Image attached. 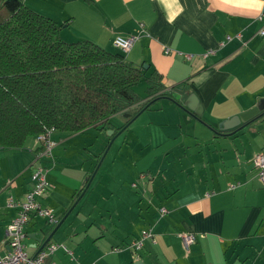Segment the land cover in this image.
Wrapping results in <instances>:
<instances>
[{"label":"crops","instance_id":"obj_1","mask_svg":"<svg viewBox=\"0 0 264 264\" xmlns=\"http://www.w3.org/2000/svg\"><path fill=\"white\" fill-rule=\"evenodd\" d=\"M23 1L63 24V40L122 52L147 75L157 73L166 90H186L202 114L174 94L175 101L142 112H150L154 129L144 141L139 136L141 145L132 139L108 163L98 146L105 144L101 125L56 132L50 160L37 157L36 137L0 148V256L7 255L5 229L18 213L7 201H22L32 173L45 168L49 189L41 204L60 221L72 210L51 239L69 251L57 249L54 264H264V187L254 164L264 155V0ZM130 36L140 37L131 51L115 46L116 38ZM260 105L243 129L220 130ZM77 137L81 142L66 145ZM55 228L30 219V255L45 250ZM148 231L153 237L136 251L133 244ZM181 234L196 240L186 248Z\"/></svg>","mask_w":264,"mask_h":264},{"label":"trees","instance_id":"obj_2","mask_svg":"<svg viewBox=\"0 0 264 264\" xmlns=\"http://www.w3.org/2000/svg\"><path fill=\"white\" fill-rule=\"evenodd\" d=\"M1 3L0 148L23 147L48 129L71 135L105 124L115 135L159 100H169L173 90L160 76L147 75L122 52L88 40L65 41L63 24L23 0ZM143 80L145 98L135 92Z\"/></svg>","mask_w":264,"mask_h":264},{"label":"built area","instance_id":"obj_3","mask_svg":"<svg viewBox=\"0 0 264 264\" xmlns=\"http://www.w3.org/2000/svg\"><path fill=\"white\" fill-rule=\"evenodd\" d=\"M142 28L144 27L142 26ZM261 34L264 35V30H261ZM139 38V36H130L127 38L118 37L115 39L114 44L118 49L127 53L131 51ZM165 53L168 54L169 50L167 49ZM213 53V51H209L208 55ZM54 132V129H48L37 137L40 145V151L37 157L48 158L52 156V151L57 145V142L53 139ZM254 164L258 170L260 182L264 186V155L262 153L256 155ZM32 180V188L25 194V198L22 201H15L10 198L6 203V208H17L18 213L5 229L4 243L8 251L6 256H0V264H54L51 261V257L57 249L62 247L69 252L64 245L50 243L38 255L32 256L29 254L27 245L25 244V228L31 217L33 215L42 217L47 220L51 227H56L59 222V218H57L54 209L42 205L39 200L49 189L45 169L38 168L34 171ZM162 211L166 213V210L163 209ZM152 237L153 235L150 231L144 233L141 240L135 242L133 247L136 251L140 250L143 247V241L151 239ZM180 239L184 247L189 248L195 242L196 236L193 234H181Z\"/></svg>","mask_w":264,"mask_h":264},{"label":"rangeland","instance_id":"obj_4","mask_svg":"<svg viewBox=\"0 0 264 264\" xmlns=\"http://www.w3.org/2000/svg\"><path fill=\"white\" fill-rule=\"evenodd\" d=\"M2 7H3V5L1 3L0 4V10H1ZM0 16H1V13H0ZM146 89H147V83L145 82V80H143L142 82H140L135 87V92L140 97H145L147 95ZM165 101L166 100H159L153 106V108H158L162 104V102H165ZM149 115H151L150 112L142 113L136 119L138 121H136V123L134 124L132 129H128V130L126 129L123 133H121L119 136H117L114 139H110V137H109L110 134H107V131L103 132L102 130L98 129L99 130V134L101 135L103 141H105V144L98 145V146L102 147V152H104L103 156H107L106 163H108L111 159L116 157L115 156L116 152L120 149V147L123 146L124 144H128L130 141H132V139H135L134 144L132 146L138 147V146L141 145L140 141H139L140 140L139 136H141L143 138V141H144L148 137V135L150 134L152 129H154L153 127H151V124H149L150 117H151ZM120 118H121V120H125V118L123 116H121ZM118 120H120V119H118ZM143 136H145V137H143ZM127 137H128L129 141H127ZM80 140H81V137L74 138V139L70 140L69 142H67L66 145L72 146L75 142H81ZM111 146H112V150L108 151V148L109 147L111 148ZM53 154H54V151H53ZM48 160H50V159H48ZM58 224H59V222H58Z\"/></svg>","mask_w":264,"mask_h":264},{"label":"water","instance_id":"obj_5","mask_svg":"<svg viewBox=\"0 0 264 264\" xmlns=\"http://www.w3.org/2000/svg\"><path fill=\"white\" fill-rule=\"evenodd\" d=\"M145 69H148V67L147 66H145ZM174 94H178L179 96H180V98L182 99V101H184L185 102V104H186V106H188L190 109H193L194 110V113H195V115H197L198 117H200L201 116V114H202V107H196L195 106V103H194V101L192 100V97H190V95L187 93V91L186 90H184V89H174L172 92H171V95L172 96H170L169 97V99H171V100H173V101H175V98L173 97V95ZM262 106L260 105V106H258V107H255V108H253V109H251V110H249V111H247L246 113H244V114H242V115H240V116H238V117H235V118H233V119H231V120H229V121H226V122H224V123H222L221 125H220V130H231V129H233V128H239V130H241V129H243L246 125H241L242 123H249V122H251L252 120H253V118H255L256 116H257V114H258V112L261 110L260 108H261ZM262 114V116H264V112L263 113H261ZM126 118L127 117H129V115L128 114H125L124 115ZM105 128V124H102L100 127H99V129L100 130H103ZM221 131V132H222ZM115 133V131L114 130H109V131H107V134H110V135H113ZM94 176H95V173H94V175L92 176V178L90 179V180H93V178H94ZM91 183V181L89 182V184ZM89 186L87 185V188H88ZM71 211L72 210H70L67 214L69 215L70 213H71ZM68 215L66 216V218L68 217ZM66 218H64L57 226H56V228L54 229V231L52 232V234H51V236L45 241V243H44V248L47 246V244H49L50 242H51V239H52V237L54 236V234L58 231V229L61 227V225L63 224V222L65 221V219Z\"/></svg>","mask_w":264,"mask_h":264}]
</instances>
